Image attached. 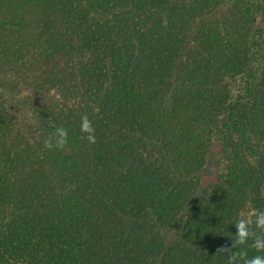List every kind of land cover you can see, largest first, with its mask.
Wrapping results in <instances>:
<instances>
[{"label":"trees","instance_id":"1","mask_svg":"<svg viewBox=\"0 0 264 264\" xmlns=\"http://www.w3.org/2000/svg\"><path fill=\"white\" fill-rule=\"evenodd\" d=\"M251 211L264 0H0V264H228Z\"/></svg>","mask_w":264,"mask_h":264},{"label":"clouds","instance_id":"2","mask_svg":"<svg viewBox=\"0 0 264 264\" xmlns=\"http://www.w3.org/2000/svg\"><path fill=\"white\" fill-rule=\"evenodd\" d=\"M80 131L82 139H86L89 143H95V129L92 126V121L87 115L81 117ZM68 143V131L63 127H58L55 132L44 141L46 149H64ZM256 229L261 230V234L252 230V225ZM236 233L232 240L231 246L224 245L217 249V252L227 254L228 264H264V255L248 256L246 250L233 251L238 246L248 245L249 240L251 244L249 247L254 249L257 253H264V211H251L248 215H241L235 223Z\"/></svg>","mask_w":264,"mask_h":264},{"label":"rangeland","instance_id":"3","mask_svg":"<svg viewBox=\"0 0 264 264\" xmlns=\"http://www.w3.org/2000/svg\"><path fill=\"white\" fill-rule=\"evenodd\" d=\"M24 92H26V91H24Z\"/></svg>","mask_w":264,"mask_h":264}]
</instances>
